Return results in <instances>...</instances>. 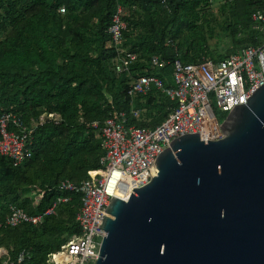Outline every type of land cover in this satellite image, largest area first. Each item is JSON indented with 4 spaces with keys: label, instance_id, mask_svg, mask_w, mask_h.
<instances>
[{
    "label": "trees",
    "instance_id": "16d2710c",
    "mask_svg": "<svg viewBox=\"0 0 264 264\" xmlns=\"http://www.w3.org/2000/svg\"><path fill=\"white\" fill-rule=\"evenodd\" d=\"M263 1L0 0V111L15 112L27 123L43 111L61 118L35 128L32 156L22 164L0 154V248L12 259L25 250L29 257L23 264H47L46 254L78 232L79 194L65 193L70 201L57 203L55 214L36 225L6 227L8 206L42 213L62 194L54 188L60 180L79 182L89 177L88 170L101 167L104 150L91 121H103L113 110L125 113L126 125L154 127L165 119L175 102L159 89L151 87L130 103L128 86L137 75H155L169 86L176 57L218 60L238 47L261 43L264 37L251 14ZM118 5L127 27L123 44L137 55L119 74L112 69L116 51L108 32ZM212 28L220 43L214 47L206 30ZM152 55L165 65L153 67ZM142 106L141 117H131L130 108ZM26 184L49 187L37 206L21 190Z\"/></svg>",
    "mask_w": 264,
    "mask_h": 264
},
{
    "label": "water",
    "instance_id": "95a60500",
    "mask_svg": "<svg viewBox=\"0 0 264 264\" xmlns=\"http://www.w3.org/2000/svg\"><path fill=\"white\" fill-rule=\"evenodd\" d=\"M245 100L219 124L222 138L176 136L149 182L123 178L95 264H264V82Z\"/></svg>",
    "mask_w": 264,
    "mask_h": 264
},
{
    "label": "built area",
    "instance_id": "2783aa9c",
    "mask_svg": "<svg viewBox=\"0 0 264 264\" xmlns=\"http://www.w3.org/2000/svg\"><path fill=\"white\" fill-rule=\"evenodd\" d=\"M64 11L61 6L59 12ZM123 14L124 9L118 5L108 28L116 51L112 69L117 74L128 71L137 58L123 44V32L127 28ZM251 18L254 27L264 37V1L261 7L252 12ZM150 63L156 68L165 65L158 55H152ZM263 78L264 40L258 45L238 47L218 60L201 56L196 62H183L176 57L172 62V84L169 86H164L163 81L155 75H137L128 86L130 103L138 94L146 95L151 87L159 89L175 102L169 107L165 119L154 127L126 125L125 113L113 110L103 121H91L89 125L95 130V136L104 150L100 158L101 167L88 170L89 177L79 182L60 180L54 188L62 194L42 213L29 214L23 208L10 204L3 224L11 228L25 222L39 224L44 215L55 214L57 203L70 201L71 197L65 193H77L80 196L75 218L78 232L58 249L47 253L45 262L95 264L105 233L98 225L111 192L123 178L135 188L149 182L156 156L176 136L198 132L204 142L222 138L219 126L224 119L222 112L227 113L234 105L245 103V98L264 82ZM143 111L144 106L131 107L129 113L131 117L139 119ZM60 121V115L56 112L43 111L27 123L15 112L0 111V154L11 159L15 165L22 164L32 156L29 145L35 128L44 123ZM48 189V186L26 184L21 190L37 206ZM0 255L5 256L1 264H23L25 258L29 257L25 250H21L12 259L2 248Z\"/></svg>",
    "mask_w": 264,
    "mask_h": 264
},
{
    "label": "rangeland",
    "instance_id": "374dc122",
    "mask_svg": "<svg viewBox=\"0 0 264 264\" xmlns=\"http://www.w3.org/2000/svg\"><path fill=\"white\" fill-rule=\"evenodd\" d=\"M213 6V5H212ZM213 8H215V6L213 7ZM216 10H217V8H216ZM219 17L217 18L218 20H220V18H221V16L219 15V14H217ZM207 30V39H208V43L211 45V46H218L220 43H219V41H218V37L217 36H215L214 35V33L215 32H213L214 31V29L212 28V29H206ZM212 32H211V31ZM209 32H211V33H209ZM216 32H219V31H216ZM213 33V34H212ZM218 34V33H217ZM219 34H221L220 32H219ZM220 40H221V38H220ZM222 119V118H221ZM2 248V250L3 249H5V248H3V247H1Z\"/></svg>",
    "mask_w": 264,
    "mask_h": 264
},
{
    "label": "crops",
    "instance_id": "0c3cea01",
    "mask_svg": "<svg viewBox=\"0 0 264 264\" xmlns=\"http://www.w3.org/2000/svg\"><path fill=\"white\" fill-rule=\"evenodd\" d=\"M252 19V18H251ZM176 50V49H175ZM5 250H7V249H5ZM7 252H8V250H7ZM9 255V254H8ZM0 256H3V255H0ZM10 257V256H9ZM3 258H5V256H3ZM11 258V257H10Z\"/></svg>",
    "mask_w": 264,
    "mask_h": 264
}]
</instances>
